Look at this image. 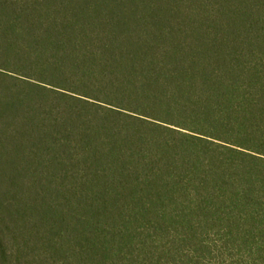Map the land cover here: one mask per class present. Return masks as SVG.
Wrapping results in <instances>:
<instances>
[{"label": "trees", "instance_id": "trees-1", "mask_svg": "<svg viewBox=\"0 0 264 264\" xmlns=\"http://www.w3.org/2000/svg\"><path fill=\"white\" fill-rule=\"evenodd\" d=\"M0 264H264V0H0Z\"/></svg>", "mask_w": 264, "mask_h": 264}]
</instances>
